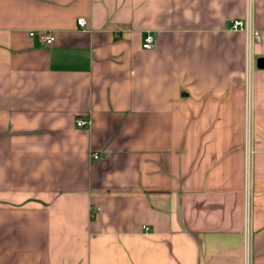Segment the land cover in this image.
Returning <instances> with one entry per match:
<instances>
[{
	"label": "crops",
	"instance_id": "crops-1",
	"mask_svg": "<svg viewBox=\"0 0 264 264\" xmlns=\"http://www.w3.org/2000/svg\"><path fill=\"white\" fill-rule=\"evenodd\" d=\"M259 57L264 0H0V264H264Z\"/></svg>",
	"mask_w": 264,
	"mask_h": 264
},
{
	"label": "built area",
	"instance_id": "built-area-1",
	"mask_svg": "<svg viewBox=\"0 0 264 264\" xmlns=\"http://www.w3.org/2000/svg\"><path fill=\"white\" fill-rule=\"evenodd\" d=\"M78 23L81 27H84L87 24V19L85 17H79L78 18ZM245 21L243 19L237 18L233 19L231 23V28L235 30L239 29H245ZM30 35H38L40 39L45 43V44H53L56 40V35L52 31H31ZM253 36L255 39L258 41L261 38L260 32L258 31H253ZM155 37L153 36L152 33H148L143 41V47L145 48H151L155 45ZM85 121L83 119H77V125L82 126L84 125ZM95 157H98V155H95ZM149 228V227H147Z\"/></svg>",
	"mask_w": 264,
	"mask_h": 264
},
{
	"label": "water",
	"instance_id": "water-1",
	"mask_svg": "<svg viewBox=\"0 0 264 264\" xmlns=\"http://www.w3.org/2000/svg\"><path fill=\"white\" fill-rule=\"evenodd\" d=\"M257 66L259 68H264V57H259L257 60Z\"/></svg>",
	"mask_w": 264,
	"mask_h": 264
}]
</instances>
